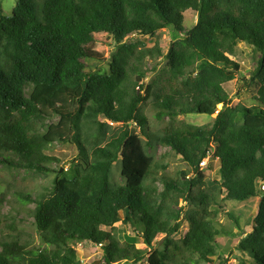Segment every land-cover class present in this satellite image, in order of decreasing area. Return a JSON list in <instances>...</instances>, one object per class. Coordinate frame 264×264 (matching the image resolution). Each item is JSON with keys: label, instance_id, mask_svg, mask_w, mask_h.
I'll use <instances>...</instances> for the list:
<instances>
[{"label": "trees", "instance_id": "1", "mask_svg": "<svg viewBox=\"0 0 264 264\" xmlns=\"http://www.w3.org/2000/svg\"><path fill=\"white\" fill-rule=\"evenodd\" d=\"M186 11L197 17L187 31ZM163 29L179 38L166 52L157 41L125 42ZM239 44L259 53L249 77L258 83L252 106L232 103L223 88L240 69L228 57ZM158 58L165 66L145 85L157 67L145 71L144 63ZM92 59L106 69L88 70ZM150 98L156 118L167 120L155 140L187 167L175 180L159 175L142 144L149 120L138 105ZM188 114L211 120L178 121ZM106 124L116 128L102 142ZM67 143L89 165L58 168L47 198L23 197L34 204L38 245L0 239V264H76V242L102 243L104 264L142 262L134 244L117 240L118 223L131 232L143 225L142 245L152 251L141 264H223L218 238L229 232L218 220L225 209L214 205L218 188L224 202L258 198L248 232L239 216H226L242 234L239 264L248 257L264 264V0H18L9 17L0 14V164L47 175L58 161L48 152ZM208 154L219 181L202 186L199 163ZM117 162L123 183L111 185ZM177 199L185 206L174 209ZM158 235L162 252L153 244Z\"/></svg>", "mask_w": 264, "mask_h": 264}, {"label": "rangeland", "instance_id": "2", "mask_svg": "<svg viewBox=\"0 0 264 264\" xmlns=\"http://www.w3.org/2000/svg\"><path fill=\"white\" fill-rule=\"evenodd\" d=\"M17 2L18 0H0V14L3 17H9ZM196 22L197 17L195 16V13L191 11H186L184 13L183 27L186 31L195 25ZM178 39V36H174L170 29H163L153 38L132 34L125 40V42H142L147 47H152L157 41L160 48L166 52L171 44ZM113 49L114 48L112 47H107V56L110 55L111 50ZM225 53L228 55L227 52ZM228 57L234 61L240 69L238 72L234 73L235 78L232 81L223 85L225 92L232 103H240L245 106L255 105L256 102L254 99L258 89V83L257 81H251L249 77L256 65L259 53L246 44H239L235 56L231 57L228 55ZM86 65L88 70H94L97 68L106 69V65L97 59L88 60ZM164 66L165 61L161 58L146 60L143 66L145 71H149L156 67L157 70L154 73L148 72L144 84L146 85L153 81L154 77L160 71V68H163ZM138 95L144 96V92H138ZM149 101H152V98L138 105L140 106L141 113H143L149 120V128L141 139L142 144L145 152L155 158L157 167H159V175H166L175 180L177 179L179 172L186 171L187 167L184 164L179 163L174 152L170 151L169 148L159 145L155 140V138L161 134L167 120H161V122L156 118L155 111L151 107ZM239 118L240 116L238 119ZM210 120L209 116L202 114H188L186 116L178 117V121L197 126L204 125ZM115 128L114 125L106 124L102 130L101 141L104 142L105 139L113 133ZM139 129L138 125L133 126L131 124L129 127V131L136 134H139ZM48 154L56 158L58 161L57 163H50L47 165L51 170L47 175L39 174L32 176L24 169L11 167L5 163L0 164V239L3 242L10 241L14 236H17L20 243L30 242L32 247L37 246L38 238L36 235L35 223L33 221L34 204L22 203L23 197L29 195L35 200L47 198L53 192L52 181L55 177V171L58 168L57 173L62 174V171L67 173L66 169L70 166H81L82 168H86L89 165L86 158L78 156L76 148L71 143L54 145ZM206 160L207 161L204 162L205 167L201 169L205 173V180L203 181L202 186H213L219 181L217 175L218 162L214 158L209 157L206 158ZM165 165L167 166L163 169L162 167ZM62 168L64 170H61ZM122 183L123 179L120 176V163L117 162L112 166L110 184L120 185ZM154 184L157 191L162 189L160 183L155 182ZM176 203L177 206L173 207L174 209L185 206V202L180 199H177ZM257 203L258 198L250 199L245 203L224 202L222 200L221 190L219 188L215 190L214 205L222 206L225 209V213L218 218L219 224L229 232V234L221 235V237L218 238V254L221 257V262L223 264H239L238 257H244L242 253L236 252L237 243L242 237V234L235 229L232 220L226 216V213L233 212L235 216H239L240 227L248 232L250 230L248 229V225ZM119 215L123 218V213H120ZM180 221L182 222V228L179 232V236H182L187 230V224L183 222L182 219H180ZM116 227L117 240H119L121 245L134 244L136 254L143 258L142 262L136 264L143 263L146 255L152 251V248L142 245L141 234L144 230L143 225L138 224L136 226V232L129 231L122 223H118ZM162 239L163 236L158 235L153 241L157 251L160 252L165 249V246L161 242ZM77 244L78 242H76L75 248L79 257L76 260V264H104L102 250H94L90 244H87V246L86 244L85 246H79L80 249L77 247ZM248 258L244 259L246 264H250ZM114 264H123V261Z\"/></svg>", "mask_w": 264, "mask_h": 264}, {"label": "built area", "instance_id": "3", "mask_svg": "<svg viewBox=\"0 0 264 264\" xmlns=\"http://www.w3.org/2000/svg\"><path fill=\"white\" fill-rule=\"evenodd\" d=\"M133 126H136L135 124H132ZM212 158L210 154L207 155L206 158ZM206 158H204L200 163H199V168L200 169H203L205 166H204V162H206ZM78 248H80L79 246H83L82 242L77 244ZM92 248L94 250H101V248H103V244L102 243H99V242H95V243H92L91 244ZM81 249V248H80Z\"/></svg>", "mask_w": 264, "mask_h": 264}, {"label": "clouds", "instance_id": "4", "mask_svg": "<svg viewBox=\"0 0 264 264\" xmlns=\"http://www.w3.org/2000/svg\"><path fill=\"white\" fill-rule=\"evenodd\" d=\"M62 170V169H61ZM81 243V242H78V244ZM91 245V244H90ZM78 247V246H77ZM76 249V248H75Z\"/></svg>", "mask_w": 264, "mask_h": 264}, {"label": "water", "instance_id": "5", "mask_svg": "<svg viewBox=\"0 0 264 264\" xmlns=\"http://www.w3.org/2000/svg\"><path fill=\"white\" fill-rule=\"evenodd\" d=\"M138 94V93H137Z\"/></svg>", "mask_w": 264, "mask_h": 264}]
</instances>
